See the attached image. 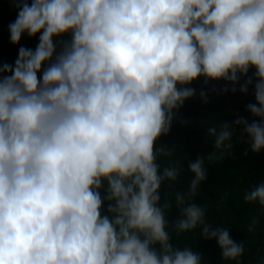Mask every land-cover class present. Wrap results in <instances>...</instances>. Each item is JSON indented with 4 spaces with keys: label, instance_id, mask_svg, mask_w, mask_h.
Masks as SVG:
<instances>
[{
    "label": "clouds",
    "instance_id": "9594fccd",
    "mask_svg": "<svg viewBox=\"0 0 264 264\" xmlns=\"http://www.w3.org/2000/svg\"><path fill=\"white\" fill-rule=\"evenodd\" d=\"M17 6L10 43L25 33L39 40L34 50L21 46L14 65L0 64V264H205L172 243L171 232L197 228L239 264L244 243L195 203L208 175L203 156L188 164V189L171 192L179 215L169 222L173 202L161 189H174L184 168L179 159L161 167L173 149L157 141L196 95L188 85L203 78L233 93L252 86L246 110L258 118L208 127L216 149L208 158L231 153L236 126L253 154L264 150V0ZM244 201L264 208V182Z\"/></svg>",
    "mask_w": 264,
    "mask_h": 264
},
{
    "label": "trees",
    "instance_id": "16d2710c",
    "mask_svg": "<svg viewBox=\"0 0 264 264\" xmlns=\"http://www.w3.org/2000/svg\"><path fill=\"white\" fill-rule=\"evenodd\" d=\"M30 4L31 0H27ZM20 0H0V64L14 65L18 57V49L23 46L35 49L39 34L29 38L25 33L19 44L10 43L8 26L18 15ZM68 39L69 37H63ZM255 69H250L249 76H253ZM246 77H242V84ZM255 83V80H254ZM227 86L228 92L222 89ZM233 93L232 85L227 82L209 81L205 85L203 78H198L188 87L195 89L196 95L185 100L183 106L175 112L173 125L169 135L162 136L157 146H167L173 149L172 157H160L161 167L179 159L183 162L184 172L180 180L169 190L167 183L162 186V197L169 193L168 198L173 202V208L168 213L169 222H173L179 215L175 207L172 191H186L193 174L188 168L189 162H194L198 156L204 157L207 179L201 183L195 203L205 208L207 221L215 227L227 228L231 238L237 243H244V253L239 257V264H264V208L258 203L249 204L244 201V194L258 184L264 182V150L253 154L248 143L247 135H243L242 126H236L232 138L233 148L224 159H209V154L215 152L213 139L207 129L219 126L223 122L234 123L243 117L249 123L254 119L247 110L249 103H255V96L251 93L239 91ZM207 94V103L200 97V92ZM242 136V139H238ZM247 151V155H245ZM106 208V204H105ZM254 219H258L254 232L248 227ZM171 231V230H170ZM200 228L195 231L180 233L171 232L172 243L181 248L190 246L204 258L205 264H237L236 261L222 259V250L216 240H205L200 236Z\"/></svg>",
    "mask_w": 264,
    "mask_h": 264
},
{
    "label": "rangeland",
    "instance_id": "374dc122",
    "mask_svg": "<svg viewBox=\"0 0 264 264\" xmlns=\"http://www.w3.org/2000/svg\"><path fill=\"white\" fill-rule=\"evenodd\" d=\"M251 93H253V94H254V89H253V88L251 89Z\"/></svg>",
    "mask_w": 264,
    "mask_h": 264
}]
</instances>
